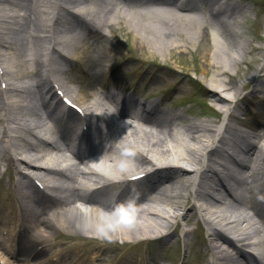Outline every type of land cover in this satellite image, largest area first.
I'll list each match as a JSON object with an SVG mask.
<instances>
[{
	"label": "bare ground",
	"instance_id": "6f19581e",
	"mask_svg": "<svg viewBox=\"0 0 264 264\" xmlns=\"http://www.w3.org/2000/svg\"><path fill=\"white\" fill-rule=\"evenodd\" d=\"M219 1L0 0V156L5 153L13 174H34L61 193L39 203L24 189L26 182L16 181L25 229L17 249L0 244L9 264L27 261L22 257L32 243H49L59 232L98 235L106 246L114 239L168 241L177 230H164L182 219L206 225V254L213 264H256L245 247H258L264 254V124L252 111L262 99L264 49L245 38L250 8L236 2L215 10ZM117 3L131 12L123 9L120 16L113 10ZM118 23L154 55L186 51L201 56L202 64L193 69L199 79L176 69L171 75L154 72L151 78L171 82L185 75L198 85L204 103L219 117L226 114V120L220 124L170 111L157 118L114 112L107 109L113 97L109 91H98L89 100L81 85L70 86L72 60L86 65L92 87L101 82L116 53L106 28ZM260 24L264 31L263 16ZM259 38L264 41L261 34ZM125 62L132 63L130 58ZM152 62V67L161 66L157 58ZM45 65L52 66V80L61 90L85 107L91 124L100 122L93 125L100 135L93 149L73 161L65 154L67 134L57 137L46 123L53 116L42 96ZM148 170L153 172L143 184L154 181L153 186L127 206L105 211L80 196L94 176L110 182L114 176L124 179ZM217 225L235 234L241 246ZM184 233L190 237L189 230ZM109 253L105 250L103 256Z\"/></svg>",
	"mask_w": 264,
	"mask_h": 264
},
{
	"label": "rangeland",
	"instance_id": "374dc122",
	"mask_svg": "<svg viewBox=\"0 0 264 264\" xmlns=\"http://www.w3.org/2000/svg\"><path fill=\"white\" fill-rule=\"evenodd\" d=\"M233 1L246 4L250 8L251 24L244 31L245 38L253 39V42L256 45L264 49V41L262 40L263 38H259V34L264 37V31L260 30V19L261 16L264 17V0ZM113 7L114 11H120V16L123 9L126 10V7L123 6L122 3H117V5H114ZM125 12L131 11L126 10ZM116 25L117 26L115 28H106L107 33L110 35V41L114 49H116L113 63L114 65H119L118 67L115 66L114 68V87L118 86L123 88L131 81L137 82L142 80L141 86H148L150 89L149 93L168 91V93L172 94L173 96L171 95L172 97L170 98V108L176 112L183 113L191 118L200 116L206 120L219 121L220 124L226 120V114H223L222 117H217L211 114L212 109L206 105L201 96L196 93L198 85L187 81L185 75L181 78L174 77L171 82L162 81L160 79L152 80L151 78L154 72H159L163 75H171V69H176L180 75L188 72L190 73L189 76L199 79L197 78V75L193 73V69L194 67H200L202 64L201 56H195L194 54L186 51H176L172 56L170 54H167V56L154 55L149 51H144L140 47L136 41L134 32L131 31V33H129L125 24L118 23ZM124 25L126 26L125 28ZM213 28H210V32H214L216 30V28H214L215 30ZM25 33L26 32L23 31L22 35L25 36ZM27 42L30 44L31 39H29ZM65 53H67L69 56L72 55L66 50ZM126 58H130L132 63L129 65L126 62L124 63ZM155 58L159 60L161 66L163 65L162 68H160L161 66H151L153 64L152 61ZM252 59L254 60V55H251V60ZM108 63L109 62L106 64ZM71 66L72 67L68 72V75L71 76L69 81L70 86L77 89L78 85H81L82 92L86 95V98L89 100L92 99L94 96L93 94H96L99 89L102 88V83L97 82V84L92 87L90 84L92 81V76L84 63L82 64L80 61L75 60L72 61ZM109 68V65H107L105 67V71L109 70ZM243 68L248 69V64H244ZM28 70L29 69H26V71ZM81 70H85L86 73L88 72L87 76L83 75ZM150 78L151 83L149 82V85H147ZM184 79L186 81L180 82ZM237 81L238 83H242L241 78H238ZM261 95L262 99L259 100L260 102L256 103L257 105L252 109V111L257 117V120L264 124V88H262ZM246 116L247 115H244L243 117ZM4 155L5 153L2 152L0 156L1 169L6 168L7 165H10V161L7 160ZM7 176L8 175H5L0 181V192L4 191L3 194H0L2 200H8V193L6 189L9 186V178ZM170 226L172 230L178 229L177 236L169 242L164 243L163 246L162 242L160 241L139 242V240H136V242L125 243V241H117L116 239L114 240L117 242L111 241V245L106 246L102 240L104 237H100L101 239L96 240L92 245H90L91 242H89L90 244H86L85 235L79 236L81 237L79 245L85 249L92 248V253H96L97 251L102 253V251L109 249L110 253L108 255L105 257L102 256L103 258L98 257L95 261L88 260L87 264H213L212 256L210 254H206V245L209 244L210 240L209 232L201 221L196 220L188 224L182 219L180 220L179 224L177 221H174ZM184 230H189V238L185 237Z\"/></svg>",
	"mask_w": 264,
	"mask_h": 264
}]
</instances>
